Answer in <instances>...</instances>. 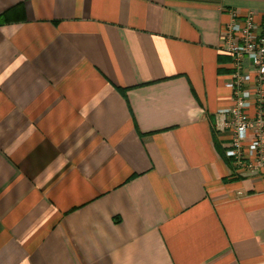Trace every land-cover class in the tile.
Here are the masks:
<instances>
[{"label": "crops", "instance_id": "obj_1", "mask_svg": "<svg viewBox=\"0 0 264 264\" xmlns=\"http://www.w3.org/2000/svg\"><path fill=\"white\" fill-rule=\"evenodd\" d=\"M250 12L0 0V264H264V172L235 173L215 128L221 38Z\"/></svg>", "mask_w": 264, "mask_h": 264}, {"label": "built area", "instance_id": "obj_2", "mask_svg": "<svg viewBox=\"0 0 264 264\" xmlns=\"http://www.w3.org/2000/svg\"><path fill=\"white\" fill-rule=\"evenodd\" d=\"M224 49L233 57L234 71L226 87L232 103L216 111L215 128L228 134L225 157L237 172H264V22L253 13L239 19L232 13ZM248 65H245V62Z\"/></svg>", "mask_w": 264, "mask_h": 264}]
</instances>
